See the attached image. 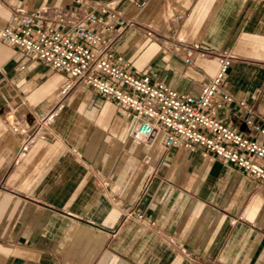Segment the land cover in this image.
I'll return each mask as SVG.
<instances>
[{
    "label": "crops",
    "instance_id": "crops-1",
    "mask_svg": "<svg viewBox=\"0 0 264 264\" xmlns=\"http://www.w3.org/2000/svg\"><path fill=\"white\" fill-rule=\"evenodd\" d=\"M20 7H43L60 32L92 12L100 22L85 25L131 72L191 95L224 52L233 102L218 119L264 121V0H0V28ZM102 7L128 22L120 34L102 30ZM193 42L210 54L188 66L180 47ZM63 81L0 39V264H264V185L200 147L133 143L114 101L82 84L61 97Z\"/></svg>",
    "mask_w": 264,
    "mask_h": 264
},
{
    "label": "built area",
    "instance_id": "built-area-1",
    "mask_svg": "<svg viewBox=\"0 0 264 264\" xmlns=\"http://www.w3.org/2000/svg\"><path fill=\"white\" fill-rule=\"evenodd\" d=\"M132 1L141 7L147 0ZM100 12L109 16L102 26L104 31L116 22L120 26L118 35L128 25L118 11L102 7ZM44 13L43 7L12 9L6 25L0 28V39L27 52L32 60L61 72V97L76 84L92 88L124 111L129 118L128 137L133 143L150 147L157 140L163 152L176 145L186 150L200 147V155L207 161L215 156L264 185V144L259 141L264 140V121L245 117L243 128L237 130L217 117L218 110L229 112L233 102V97L221 87L229 55L216 54L217 72L198 93L191 95L178 92L147 73L131 72L127 59L110 52L108 41L85 25L84 22H100L92 12L83 15L82 21L69 22L67 32L44 27ZM57 20L63 22L62 18ZM180 48L182 61L188 66L192 64L193 52L199 56L210 54L195 42ZM237 105L243 107L244 103L238 101ZM54 110L38 112L35 131L49 124Z\"/></svg>",
    "mask_w": 264,
    "mask_h": 264
}]
</instances>
